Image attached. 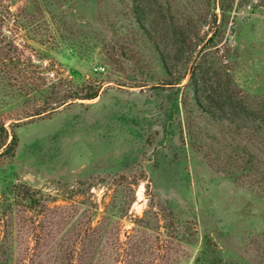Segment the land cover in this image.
Segmentation results:
<instances>
[{
    "label": "rangeland",
    "instance_id": "rangeland-1",
    "mask_svg": "<svg viewBox=\"0 0 264 264\" xmlns=\"http://www.w3.org/2000/svg\"><path fill=\"white\" fill-rule=\"evenodd\" d=\"M2 126L0 264H264V0H0Z\"/></svg>",
    "mask_w": 264,
    "mask_h": 264
},
{
    "label": "trees",
    "instance_id": "trees-1",
    "mask_svg": "<svg viewBox=\"0 0 264 264\" xmlns=\"http://www.w3.org/2000/svg\"><path fill=\"white\" fill-rule=\"evenodd\" d=\"M98 93H99L98 88L93 89L90 93H87L84 98H88V99L95 98L98 96ZM1 131L5 133V137L2 138V136H0V149L6 145V141L8 137V131L6 128L2 126ZM11 135H12V138L10 142L6 145L5 150H4V153L6 154L13 153L15 148L18 145L19 137H18L17 132L13 130ZM263 142H264V139H263ZM16 189L20 190L23 200L24 199L28 200V204L30 208H35L37 206V203L39 201L36 198V194L33 191H30L29 188H26V187L22 188L21 186L15 187V190ZM18 205H20V203Z\"/></svg>",
    "mask_w": 264,
    "mask_h": 264
},
{
    "label": "built area",
    "instance_id": "built-area-1",
    "mask_svg": "<svg viewBox=\"0 0 264 264\" xmlns=\"http://www.w3.org/2000/svg\"><path fill=\"white\" fill-rule=\"evenodd\" d=\"M99 69V68H98Z\"/></svg>",
    "mask_w": 264,
    "mask_h": 264
}]
</instances>
